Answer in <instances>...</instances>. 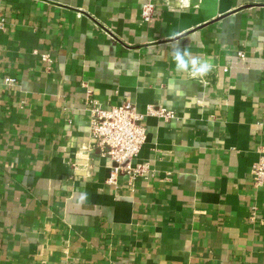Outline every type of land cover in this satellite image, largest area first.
<instances>
[{
  "label": "crops",
  "instance_id": "1",
  "mask_svg": "<svg viewBox=\"0 0 264 264\" xmlns=\"http://www.w3.org/2000/svg\"><path fill=\"white\" fill-rule=\"evenodd\" d=\"M186 1L0 0V264H264V0ZM88 95L142 116L137 176L107 181Z\"/></svg>",
  "mask_w": 264,
  "mask_h": 264
},
{
  "label": "built area",
  "instance_id": "2",
  "mask_svg": "<svg viewBox=\"0 0 264 264\" xmlns=\"http://www.w3.org/2000/svg\"><path fill=\"white\" fill-rule=\"evenodd\" d=\"M186 0H180V6L186 5ZM154 0H142L140 14L144 21L150 19L154 10ZM242 56V53H238ZM45 60L47 55L42 56ZM85 104L90 114L89 135L94 144L99 147L113 165L107 181L113 183L119 172L124 170L132 177L137 176L144 169L142 164L131 168L128 164L139 151L145 140V127L141 124V115L134 104L123 101L119 104L105 106L89 95ZM147 111L151 109L147 106ZM163 118L171 117L165 109L155 111ZM250 179L256 186H264V153L250 166Z\"/></svg>",
  "mask_w": 264,
  "mask_h": 264
},
{
  "label": "clouds",
  "instance_id": "3",
  "mask_svg": "<svg viewBox=\"0 0 264 264\" xmlns=\"http://www.w3.org/2000/svg\"><path fill=\"white\" fill-rule=\"evenodd\" d=\"M180 33H173L170 39L174 42L173 48L168 55L174 62V70L178 74H188L192 78H205L214 68L212 58H202L193 55L188 49H181L179 46Z\"/></svg>",
  "mask_w": 264,
  "mask_h": 264
}]
</instances>
